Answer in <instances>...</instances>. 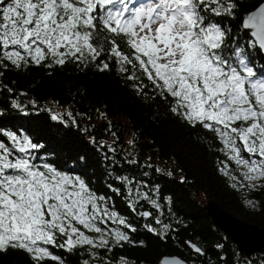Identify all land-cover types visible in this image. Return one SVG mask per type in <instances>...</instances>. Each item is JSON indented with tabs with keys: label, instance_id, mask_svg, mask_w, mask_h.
Instances as JSON below:
<instances>
[{
	"label": "trees",
	"instance_id": "trees-1",
	"mask_svg": "<svg viewBox=\"0 0 264 264\" xmlns=\"http://www.w3.org/2000/svg\"><path fill=\"white\" fill-rule=\"evenodd\" d=\"M261 1L239 0V13ZM213 19L230 29V45L237 38L240 46L247 43L239 19ZM117 44L124 54L133 51L119 38ZM96 46L101 50L96 60L89 57L64 65L48 60L20 68L7 61L6 67L0 64V131H11L20 139L27 136L39 146L28 150L37 157L36 163L79 175L97 195L106 197L109 211L131 226L107 217L98 225L108 238L117 229L129 236L131 242H113L111 251L88 245L72 251L50 245V250L64 264H119L120 258L127 264H160L164 255H177L191 264H264V246L246 256L205 208L212 201L264 229V179L256 181V188L233 187L248 183L242 176L246 169L228 159L231 153L220 138L173 114L174 99L159 94L134 57L121 72L110 52L111 34L100 35ZM247 53L252 65L264 70V53L253 48ZM133 75L138 78L129 80ZM0 141L11 145L2 134ZM164 224L169 225L166 232ZM78 227L90 237L99 236ZM191 244L202 252H194ZM0 264L33 261L23 250L9 249L0 254Z\"/></svg>",
	"mask_w": 264,
	"mask_h": 264
},
{
	"label": "snow or ice",
	"instance_id": "snow-or-ice-1",
	"mask_svg": "<svg viewBox=\"0 0 264 264\" xmlns=\"http://www.w3.org/2000/svg\"><path fill=\"white\" fill-rule=\"evenodd\" d=\"M239 8V0H143L131 8L126 0H0V64L20 68L48 60L56 65L96 60L99 36L111 34L110 52L120 71L126 72L124 65L133 64L134 57L159 94L174 99L171 112L211 130L231 153L228 159L246 169L242 176L248 183L233 187L256 188L264 179V70L252 65L247 49L264 52V0L251 12ZM222 16L240 20L244 46L238 38L227 42L230 29L213 19ZM117 38L133 51L124 54ZM0 134L11 141L10 146L0 141V254L23 250L33 264H64L48 246L111 251L113 242H131L118 229L108 238L98 226L107 217L131 227L83 178L36 163L28 150L39 146L27 136ZM78 226L99 236L90 237ZM162 228L166 232L169 225ZM119 264L127 262L120 258ZM162 264L182 262L166 258Z\"/></svg>",
	"mask_w": 264,
	"mask_h": 264
},
{
	"label": "water",
	"instance_id": "water-1",
	"mask_svg": "<svg viewBox=\"0 0 264 264\" xmlns=\"http://www.w3.org/2000/svg\"><path fill=\"white\" fill-rule=\"evenodd\" d=\"M255 8L251 10H247L244 13L251 12ZM77 114H79V112ZM205 208L207 210L209 217L214 222V224L220 230L225 232L235 244H237L239 251L244 253L246 256L261 251V249L264 246V229L260 228L256 224L248 223L237 217H234V215H232L230 212L223 210L221 207H219L217 204H215L212 201H208ZM254 236L256 240L253 241V245H249V243H243L248 238L254 239ZM192 245L193 244H191L190 247H192ZM193 251L195 252L194 248ZM166 258L168 261H172L174 259L177 261H181L182 264H191L186 260L178 257L177 255L162 256L159 260L160 264H162V261H164Z\"/></svg>",
	"mask_w": 264,
	"mask_h": 264
},
{
	"label": "rangeland",
	"instance_id": "rangeland-1",
	"mask_svg": "<svg viewBox=\"0 0 264 264\" xmlns=\"http://www.w3.org/2000/svg\"><path fill=\"white\" fill-rule=\"evenodd\" d=\"M139 2L141 3V2H143V0H126V3H129L130 8L135 6V5L137 6L139 4ZM232 215H234V217H237L241 220H244V218L241 215H239V213H237V212H233Z\"/></svg>",
	"mask_w": 264,
	"mask_h": 264
},
{
	"label": "bare ground",
	"instance_id": "bare-ground-1",
	"mask_svg": "<svg viewBox=\"0 0 264 264\" xmlns=\"http://www.w3.org/2000/svg\"><path fill=\"white\" fill-rule=\"evenodd\" d=\"M137 3V2H136ZM140 3V2H139ZM136 6V5H135ZM252 232V231H251ZM248 237V236H247ZM245 240V239H244ZM256 239H255V236H254V239H246L243 243H249V245H253V241H255ZM242 242V241H241Z\"/></svg>",
	"mask_w": 264,
	"mask_h": 264
},
{
	"label": "flooded vegetation",
	"instance_id": "flooded-vegetation-1",
	"mask_svg": "<svg viewBox=\"0 0 264 264\" xmlns=\"http://www.w3.org/2000/svg\"><path fill=\"white\" fill-rule=\"evenodd\" d=\"M201 264V263H200Z\"/></svg>",
	"mask_w": 264,
	"mask_h": 264
}]
</instances>
